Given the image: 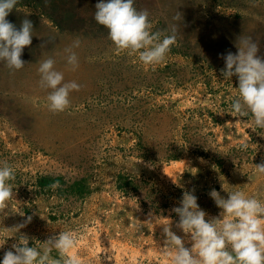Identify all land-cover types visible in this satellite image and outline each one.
Returning a JSON list of instances; mask_svg holds the SVG:
<instances>
[{"label":"rangeland","instance_id":"1","mask_svg":"<svg viewBox=\"0 0 264 264\" xmlns=\"http://www.w3.org/2000/svg\"><path fill=\"white\" fill-rule=\"evenodd\" d=\"M98 2L18 0L6 17L17 28L28 18L34 28L22 69L0 61V163L15 170L13 200L0 212V260L21 234L42 251L48 237L72 230L81 264H170L169 220L191 247L171 211L183 192L198 198L206 220L222 211L212 189L264 201V175L254 169L264 161V129L250 113L231 115L238 79L220 73V54H235L242 36L258 42L264 59V0H134L153 32L178 27L177 43L154 65L117 54L94 19ZM76 39L79 67L71 71L63 50ZM49 57L64 82L82 86L59 113L49 111L50 90L39 84Z\"/></svg>","mask_w":264,"mask_h":264},{"label":"clouds","instance_id":"2","mask_svg":"<svg viewBox=\"0 0 264 264\" xmlns=\"http://www.w3.org/2000/svg\"><path fill=\"white\" fill-rule=\"evenodd\" d=\"M18 0H0V61L11 70L22 69L23 49L30 46L33 37V22L24 18L19 28L6 17L13 11ZM147 10H137L134 0H99L95 5V21L108 30V37L115 45L117 54H138L145 65L163 62L171 46L177 43L176 24L170 34L153 32ZM181 20V14L173 17ZM80 46L76 39L64 48L65 59L71 71L79 67V57L74 51ZM237 47V46H236ZM258 42L251 36L239 37V46L234 54H220L224 68L220 70L224 79H238L236 98L231 102V115L246 117L251 114L256 128L264 129V59ZM56 61L49 57L40 62L37 69L40 87L49 89L47 107L53 113L65 111L70 106L69 95L82 87L75 81L64 82V73L55 67ZM247 149V143L240 146ZM255 172L264 175V161L254 165ZM15 179V170L7 162L0 163V212L13 200L14 191L8 182ZM53 184L52 187H58ZM215 205L221 209L219 217L205 219L197 197L191 191L183 192L178 207L171 209L179 220L176 227L190 239L186 247L185 238L171 230V221L163 228L165 243L169 249L170 264H264V201L257 196H248L237 190L223 197L212 189L209 193ZM29 216L15 227L17 233L31 221ZM7 239V238H6ZM6 239L0 240L3 248ZM19 243L3 254L0 264H81L79 255L72 251L77 244L75 231H59L43 242V250L29 246V237L19 235ZM55 249L59 257L51 255Z\"/></svg>","mask_w":264,"mask_h":264}]
</instances>
